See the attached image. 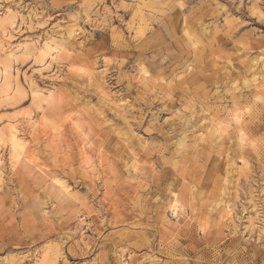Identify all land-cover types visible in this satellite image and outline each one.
<instances>
[{
	"label": "rangeland",
	"instance_id": "obj_1",
	"mask_svg": "<svg viewBox=\"0 0 264 264\" xmlns=\"http://www.w3.org/2000/svg\"><path fill=\"white\" fill-rule=\"evenodd\" d=\"M0 264H264V0H0Z\"/></svg>",
	"mask_w": 264,
	"mask_h": 264
},
{
	"label": "bare ground",
	"instance_id": "obj_2",
	"mask_svg": "<svg viewBox=\"0 0 264 264\" xmlns=\"http://www.w3.org/2000/svg\"><path fill=\"white\" fill-rule=\"evenodd\" d=\"M261 87V86H260ZM262 95V94H261Z\"/></svg>",
	"mask_w": 264,
	"mask_h": 264
}]
</instances>
